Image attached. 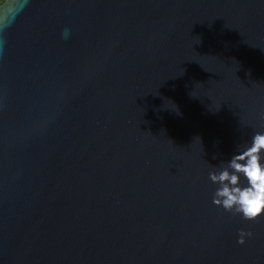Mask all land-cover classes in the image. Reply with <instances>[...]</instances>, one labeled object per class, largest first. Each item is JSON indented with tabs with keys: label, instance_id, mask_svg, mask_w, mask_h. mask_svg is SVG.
Masks as SVG:
<instances>
[{
	"label": "water",
	"instance_id": "obj_1",
	"mask_svg": "<svg viewBox=\"0 0 264 264\" xmlns=\"http://www.w3.org/2000/svg\"><path fill=\"white\" fill-rule=\"evenodd\" d=\"M262 129L264 0H5L0 264H264L208 177Z\"/></svg>",
	"mask_w": 264,
	"mask_h": 264
},
{
	"label": "clouds",
	"instance_id": "obj_2",
	"mask_svg": "<svg viewBox=\"0 0 264 264\" xmlns=\"http://www.w3.org/2000/svg\"><path fill=\"white\" fill-rule=\"evenodd\" d=\"M63 34L67 37L69 29ZM208 177L216 185L212 202L217 207L245 220L264 216V129L253 131L228 159L212 165ZM252 235L239 229L237 243L244 244Z\"/></svg>",
	"mask_w": 264,
	"mask_h": 264
},
{
	"label": "trees",
	"instance_id": "obj_3",
	"mask_svg": "<svg viewBox=\"0 0 264 264\" xmlns=\"http://www.w3.org/2000/svg\"><path fill=\"white\" fill-rule=\"evenodd\" d=\"M5 0H0V5L4 2Z\"/></svg>",
	"mask_w": 264,
	"mask_h": 264
}]
</instances>
